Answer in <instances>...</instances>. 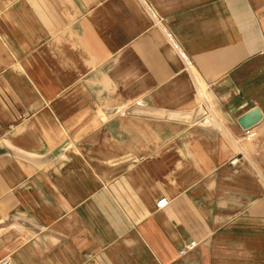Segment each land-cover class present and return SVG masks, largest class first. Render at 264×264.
Segmentation results:
<instances>
[{"label":"crops","instance_id":"crops-1","mask_svg":"<svg viewBox=\"0 0 264 264\" xmlns=\"http://www.w3.org/2000/svg\"><path fill=\"white\" fill-rule=\"evenodd\" d=\"M263 50L264 0H0V264H264Z\"/></svg>","mask_w":264,"mask_h":264},{"label":"built area","instance_id":"built-area-1","mask_svg":"<svg viewBox=\"0 0 264 264\" xmlns=\"http://www.w3.org/2000/svg\"><path fill=\"white\" fill-rule=\"evenodd\" d=\"M263 54H264V50H263ZM235 161V160H234ZM169 204V200L165 197L160 198L157 202H156V208L158 209H164L168 206ZM196 246V242H190L189 244H186L182 250H180V254H184L186 251L193 249ZM12 261L9 258L4 259L1 264H10Z\"/></svg>","mask_w":264,"mask_h":264},{"label":"water","instance_id":"water-1","mask_svg":"<svg viewBox=\"0 0 264 264\" xmlns=\"http://www.w3.org/2000/svg\"><path fill=\"white\" fill-rule=\"evenodd\" d=\"M244 126L247 127L248 125H245V124H244Z\"/></svg>","mask_w":264,"mask_h":264}]
</instances>
